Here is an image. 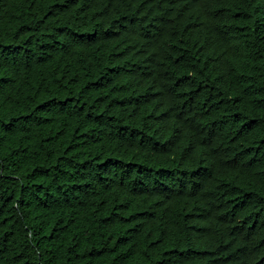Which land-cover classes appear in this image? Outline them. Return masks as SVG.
Wrapping results in <instances>:
<instances>
[{"label":"trees","instance_id":"obj_1","mask_svg":"<svg viewBox=\"0 0 264 264\" xmlns=\"http://www.w3.org/2000/svg\"><path fill=\"white\" fill-rule=\"evenodd\" d=\"M0 264H264V0H0Z\"/></svg>","mask_w":264,"mask_h":264},{"label":"bare ground","instance_id":"obj_2","mask_svg":"<svg viewBox=\"0 0 264 264\" xmlns=\"http://www.w3.org/2000/svg\"><path fill=\"white\" fill-rule=\"evenodd\" d=\"M230 170V169H229ZM232 170V169H231ZM196 246V245H195ZM206 249V248H205Z\"/></svg>","mask_w":264,"mask_h":264}]
</instances>
